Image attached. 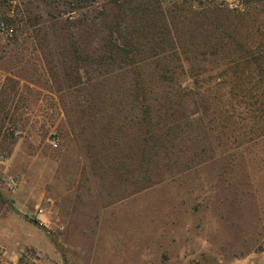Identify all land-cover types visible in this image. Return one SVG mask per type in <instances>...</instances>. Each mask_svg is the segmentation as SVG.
<instances>
[{
	"label": "rangeland",
	"instance_id": "rangeland-1",
	"mask_svg": "<svg viewBox=\"0 0 264 264\" xmlns=\"http://www.w3.org/2000/svg\"><path fill=\"white\" fill-rule=\"evenodd\" d=\"M147 2L166 74L104 0H0V264H264V0Z\"/></svg>",
	"mask_w": 264,
	"mask_h": 264
},
{
	"label": "trees",
	"instance_id": "trees-1",
	"mask_svg": "<svg viewBox=\"0 0 264 264\" xmlns=\"http://www.w3.org/2000/svg\"><path fill=\"white\" fill-rule=\"evenodd\" d=\"M91 1V0H90ZM93 1V0H92ZM107 5H111L112 8L116 11L117 14H119V20H117L113 25L115 27L111 28L109 31H107L106 35L102 36V39H100L102 42H104V47L109 49V54L105 53L104 55L108 57L110 60H117L121 61L122 63H127L128 61L135 62L133 60H129V57H135L136 63L140 64L141 62L146 63L148 61H151L150 64L154 65V70L158 72L159 74H166L171 71V69L167 68L170 66V63L166 62V57L164 55H161L160 53L157 54L153 48L149 47L146 48V50L136 47L134 44H131L128 47L134 48L135 50H125V44L121 43V37L118 31L120 30V25H122V21L125 22V18L127 17L126 14H128V17L134 18V16L137 15L139 11H141L142 4L141 2L144 0H135L136 4L133 5L134 0H104ZM157 3H162L161 0H148L146 3L150 7L152 5H156ZM174 9L176 7H173ZM158 16H160V19H162V22H165L166 19L169 17L168 10H165L161 7H159L157 10H154ZM182 13H184V9H180ZM121 13V14H120ZM122 19V21L120 20ZM0 20L6 23L7 29L11 30V34L13 35L15 40L18 39L19 36L23 34V26L26 24L28 26V22H23V19H18L15 15L11 14H0ZM104 21L106 18L103 19ZM116 20V19H115ZM21 24V26H20ZM126 24V23H125ZM132 24L128 26H132ZM3 26V24H2ZM111 26H108L109 28ZM117 32V34H116ZM148 49V50H147ZM109 55V56H107ZM133 65V64H132ZM135 65V64H134ZM131 66V65H130ZM166 68V69H165ZM167 70V71H166ZM173 70V68H172ZM166 71V73H165ZM161 76V75H160ZM179 96H168V100L171 98H175ZM262 134H264V127L261 128Z\"/></svg>",
	"mask_w": 264,
	"mask_h": 264
}]
</instances>
